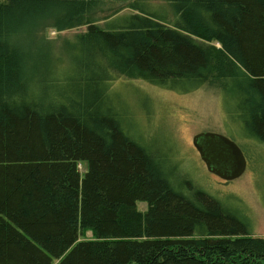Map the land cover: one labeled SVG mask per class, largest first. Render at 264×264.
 I'll return each instance as SVG.
<instances>
[{
  "label": "trees",
  "instance_id": "16d2710c",
  "mask_svg": "<svg viewBox=\"0 0 264 264\" xmlns=\"http://www.w3.org/2000/svg\"><path fill=\"white\" fill-rule=\"evenodd\" d=\"M43 1L62 3L54 27L87 30L34 81L21 50ZM110 1L0 2V264H264L246 205L182 174L173 139L148 137L113 92L216 86L264 203V0H168L173 14L134 0L100 25Z\"/></svg>",
  "mask_w": 264,
  "mask_h": 264
},
{
  "label": "rangeland",
  "instance_id": "374dc122",
  "mask_svg": "<svg viewBox=\"0 0 264 264\" xmlns=\"http://www.w3.org/2000/svg\"><path fill=\"white\" fill-rule=\"evenodd\" d=\"M129 1L134 0L110 1L100 6L95 13V17L100 20L98 23L104 25L106 23L104 18L118 9H120L119 13L112 17L131 13L132 9L128 7ZM150 1L158 7H166L173 14L172 5L168 0ZM60 2L52 5L48 1H43L44 6L41 5L35 14L33 12L34 15L30 20L33 24L32 30L26 40V49L24 46V52L21 51L25 53L23 65L26 67L29 65L28 69H31L34 64V81L37 75L42 74V67L44 65L49 67L48 64L52 61L56 63L63 58L59 68L65 69L69 60L68 43L74 41L79 33L87 30L85 25L63 29L54 27V23L62 18L61 15L63 16V13H59L64 9ZM214 45L219 46L217 43ZM52 70V73H55L56 69L52 67ZM122 80L114 84L113 92L130 104L133 121L138 124L139 129L160 143L171 137L176 146V159L180 162V172L215 197L221 199L238 197L246 205L253 220V237L264 238V203L257 186L256 164L253 156L251 157L254 162L243 176L226 182L207 170L193 144L194 136L201 132H218L234 140L246 154L241 138L228 132L220 90L213 84H208L193 92L179 93L143 80ZM138 92L147 100L140 97ZM251 145L254 144L249 145L252 151ZM79 169L81 173H84L86 163L81 162ZM137 207L139 211L145 212L148 205L145 202H138ZM81 239H95V235L92 230H87Z\"/></svg>",
  "mask_w": 264,
  "mask_h": 264
},
{
  "label": "water",
  "instance_id": "95a60500",
  "mask_svg": "<svg viewBox=\"0 0 264 264\" xmlns=\"http://www.w3.org/2000/svg\"><path fill=\"white\" fill-rule=\"evenodd\" d=\"M193 144L207 170L226 182L236 180L248 169V159L241 147L231 138L218 132H201Z\"/></svg>",
  "mask_w": 264,
  "mask_h": 264
}]
</instances>
